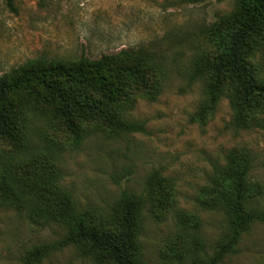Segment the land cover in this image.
<instances>
[{"label": "rangeland", "instance_id": "rangeland-1", "mask_svg": "<svg viewBox=\"0 0 264 264\" xmlns=\"http://www.w3.org/2000/svg\"><path fill=\"white\" fill-rule=\"evenodd\" d=\"M237 8L238 0H14L11 9L0 0V76L38 58L99 59L138 47L159 66L149 84L153 96L130 86L132 101L122 116L137 126L133 132L83 120L84 139L76 147L64 126H49L34 113L27 120L37 148L59 151L51 157L60 172L56 195H69L99 223L110 221L123 192L142 198L144 264H205L213 256L230 231L213 203L229 158L250 161L249 207L264 210V99L249 106L248 128H238L228 99L231 80H224L218 106L208 111L205 79H191L199 56L213 61L219 54L206 30ZM248 68L264 76V45ZM25 96L11 104L19 106ZM10 151L0 136V157ZM63 234L48 219L0 204V264H112L95 262L77 246L26 261L32 249ZM219 264H264V223L252 222Z\"/></svg>", "mask_w": 264, "mask_h": 264}, {"label": "trees", "instance_id": "trees-1", "mask_svg": "<svg viewBox=\"0 0 264 264\" xmlns=\"http://www.w3.org/2000/svg\"><path fill=\"white\" fill-rule=\"evenodd\" d=\"M13 1L6 0L11 9ZM206 34L214 38L219 54L213 61L199 56L193 63L191 79H205L208 111L216 109L224 80L230 79L232 123L246 129L249 106L264 99V76L248 68L249 59L264 45V0H238L237 10L208 27ZM158 69L150 53L138 47L99 59L38 58L0 76V136L11 147L0 157V204L33 219H48L64 232L55 243L32 249L26 261L37 262L54 251L77 246L95 262L144 264L139 241L142 198L123 192L110 221L99 223L79 210L69 195H56L60 172L51 157L58 156L59 151L55 145L37 148L27 120L28 114L34 113L44 117L49 126H64L76 147L84 139L83 120L105 123L123 133L133 132L137 126L122 116L126 104L132 101L130 86L148 89L153 96L149 84L152 72ZM24 94L26 100L19 106L11 104L14 97ZM24 168L29 172L20 173ZM250 170L248 159L236 157L229 158L220 170L222 180L215 186L213 203L227 216L230 231L205 264L221 263L252 222L264 223V210L249 207Z\"/></svg>", "mask_w": 264, "mask_h": 264}]
</instances>
